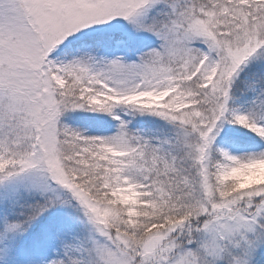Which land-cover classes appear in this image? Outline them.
<instances>
[{
  "label": "snow or ice",
  "instance_id": "6c2138e0",
  "mask_svg": "<svg viewBox=\"0 0 264 264\" xmlns=\"http://www.w3.org/2000/svg\"><path fill=\"white\" fill-rule=\"evenodd\" d=\"M0 264H264V0H0Z\"/></svg>",
  "mask_w": 264,
  "mask_h": 264
}]
</instances>
